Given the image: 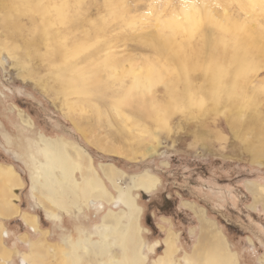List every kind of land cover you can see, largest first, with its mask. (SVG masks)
<instances>
[{"label":"rangeland","instance_id":"1","mask_svg":"<svg viewBox=\"0 0 264 264\" xmlns=\"http://www.w3.org/2000/svg\"><path fill=\"white\" fill-rule=\"evenodd\" d=\"M2 1L11 8L19 0ZM32 1L37 12L8 18L10 34L0 10V170L12 167L17 180L0 183V204L6 193L18 210L11 217L0 211V238L9 251L0 264H78L72 263L76 254L81 264H92L94 246L107 243L103 234L108 241L106 213L127 212L121 193H130L138 207L141 264L164 255L169 233L177 237L173 264L195 260L199 210L237 264H264V202L246 187H264V156L256 154L257 134L264 133V115L258 116L264 113V0ZM64 4L69 21L60 25L57 7ZM47 21L53 26L45 29V43L39 31ZM13 22L21 36H12ZM160 38H168L164 55L154 46ZM235 58L254 68L237 82L241 96L217 100L213 67L237 69ZM42 139L66 143L61 149L72 170L62 167L70 172L65 182L59 168L63 184L83 188L89 173L109 199L90 195L66 209L81 205L80 217L49 221L35 197L44 209L63 202L43 187ZM105 166L120 170L113 181ZM146 173L160 180L158 188H133ZM163 195L180 204L167 218L158 213L161 206H150L162 204ZM20 213L38 216V229H28ZM108 243L110 254L101 261H122L123 250Z\"/></svg>","mask_w":264,"mask_h":264},{"label":"bare ground","instance_id":"2","mask_svg":"<svg viewBox=\"0 0 264 264\" xmlns=\"http://www.w3.org/2000/svg\"><path fill=\"white\" fill-rule=\"evenodd\" d=\"M36 3H34L32 0H19V1H17V3H12L11 8H10V7L6 6V4L2 0H0V10L6 14L2 20H3V23L6 24L8 27V33L11 32L9 29H11L10 24L12 23L11 20H10L11 23L9 22L8 18L13 17L12 16L13 13H18V14L30 13V14H32L34 12H37V8H39V7H37ZM24 6H27L25 10L23 9ZM63 6H65V8H66L68 5L64 4V5H60L57 7L58 8L57 16L59 17L58 21L60 22V25L66 24L69 21L68 15L66 13L67 10L65 8L62 9ZM8 8H10V9H8ZM41 10H44V9H41ZM46 12L47 11H45V13ZM40 15H41V13H40ZM52 22L47 21V22L43 23L42 30H41V32L39 31L40 37H41V42L43 40L46 43L50 39L49 34H47L48 32L45 29L47 26H53ZM35 23L36 22H33V25H35ZM16 24L17 23H15V25ZM13 25H14V22H13ZM17 27L18 26H15L12 28V30H13L12 36H16V35L21 36V32H19L17 30ZM35 30H36V28H35ZM167 40H168V38L162 39V40L160 38L159 41L157 40L154 42V46L158 48V54L164 55L163 53H165L166 50L164 49L165 46H163V45H164V42H166ZM16 43H17V41H16ZM172 43H173V41H172ZM25 45L26 46L32 45V43L29 44L28 42H25ZM32 46H34V45H32ZM31 48H33V47H31ZM192 51H193L192 53L194 55H197V56L201 55V51H199V50H192ZM167 55H168V52H167ZM233 62L236 65L237 69L225 71V70H221V69H218L216 67H213L214 77L211 78V86H212V90H213V91L211 90L212 91V97H214L216 99L217 98L221 99L223 96L224 99L229 101L233 98L238 97L240 95V93L242 92V89H243L242 87H240L241 92L240 93L237 92V89H238L237 87L239 86L237 82H238V80L245 78V76H247L246 72L250 71V69L254 68V65H251V63L248 61L247 58H244V59L235 58L233 60ZM230 73L232 76L230 75ZM227 78H228V80H226ZM202 79H201V81H202ZM203 82H202V84H203ZM243 92L245 93L246 91H243ZM79 93H81V92H79ZM234 96H236V97H234ZM212 101H213V99H212ZM215 103L216 102H214V104ZM217 105H215V106H217ZM255 110H257V109H255ZM259 115L263 117L264 113L261 112L258 114V116ZM234 117H236V116H234ZM238 119H239V117L237 118V120ZM239 120H238V123H239ZM241 121L242 120H240V124H241ZM235 123H236V120H235ZM262 124H259V125H262ZM234 125H237V123ZM246 125H249V124H246ZM232 127H233V125H232ZM249 131H252V130H249ZM257 135H258L257 136V138H258V144H257L258 150H257V152L258 153H256V154L258 155V157L262 158L264 156V133L260 131V133ZM259 135H261V136H259ZM254 138H256V136ZM41 141H42V148H43V150H41V151H43L42 154L45 157V161L40 165L39 173L44 171V172H42V175L40 174V177L43 178V180H44L43 187H46L49 195L59 199L60 201L65 203L67 207L74 206V208L78 206L80 199L86 200L88 198V196H90V195L94 196L97 200L107 201L109 199V196H108L109 194L105 191V188H103L99 183H97L96 182L97 180L92 178L89 173H86V180H85L83 188L79 189V188H76L74 185L68 187L65 184H63L64 182H62L63 181L62 179H65V182L71 181L70 175H68V173H70V172H68L67 170H72V165L69 164V157L65 154V152L67 150L65 152H63L61 149L62 147L66 146V143L59 141V140H50L49 142H45L48 140L42 139ZM251 148H252V146H251ZM66 165L70 166V167H68V169L66 168L67 170L62 168ZM59 168L62 169V172H61L62 179L60 178V176L58 174ZM11 170H12V167H11ZM11 170H4V169L0 170V183L11 184L12 186L15 185L17 180L14 176L15 173ZM103 172H104L105 176L107 178H109V180L113 181L118 176L120 170L113 167V166H105L103 168ZM159 183H160V180L157 177L146 173L144 176L139 177L135 181H133V188L140 189L141 191H145V192H150V191L157 189L159 186ZM246 187H247V190H249V192L253 195V198L256 202H259L262 199L264 202V187L259 186L255 183H252V182H248ZM119 192H121V191H119ZM6 196H7L6 193L4 195L1 194V198H2L3 203L0 204V211L2 213V216H10L11 217V215L12 216L17 215L16 214L17 211L15 210V208L13 206H10L9 200L7 199ZM64 196H65V199H63V198L60 199L61 197H64ZM3 199H5V200H3ZM118 199L124 204V206H126L127 212L118 213V212L110 210L104 216L103 228H104L105 232L106 231L109 232L108 241L112 240L120 248V250L121 249L123 250V253H122L123 257H122V261H116V260L114 261L113 258H110V260H108V262H111V264H141V259H140L139 254H138V252L140 250V246L137 243V234H138L137 233V229H138V227H137L138 221L137 220H138V216H139L138 207L136 206V204L134 202V198L132 197V195L130 193H121L120 196L118 197ZM199 212H200V214L197 215V218L200 222V235H199L200 237H199L198 242L196 243L195 247L193 248L194 254H195V256H194L195 260L189 261V259H188L185 261L188 264H237L236 259L234 257V254H232V252L229 249V244L226 242V240L221 235V233L217 230L216 226L212 223L211 220H209L206 217V215H204V211L199 210ZM24 221L30 227H33V228L35 227V224H36L35 218L30 217V216H25ZM125 221H127V224H124ZM106 239H107V237L105 238V235L103 234L102 240L107 242V243H105V244L100 243L99 245L94 246L96 249L94 256H96L99 259V261L96 260L97 258L92 257L91 258L92 264H105L101 260L103 259V257L105 258L107 255L110 254V247L108 245L109 243ZM176 242H177V237L174 234L169 233L163 242L164 246H165L164 255L159 257L155 264H173L174 263L173 257L177 251ZM33 249L38 251V250H40V247H37L35 245V246H32V250ZM122 250H121V252H122ZM8 253H9V251L3 247L2 240L0 238V255H3V257L6 258L9 255ZM75 258H76V262L78 264H81V262H80L81 258L77 254H76V256L74 255V257L72 259V263H74Z\"/></svg>","mask_w":264,"mask_h":264},{"label":"crops","instance_id":"3","mask_svg":"<svg viewBox=\"0 0 264 264\" xmlns=\"http://www.w3.org/2000/svg\"><path fill=\"white\" fill-rule=\"evenodd\" d=\"M35 199L36 200H34V202H33V204L35 205V207L36 208H39L40 210H45V212H46V217H47V219H49V221H56V220H59V219H61L62 217H65V216H72V217H80L81 216V214H82V212L81 211H79V210H77V209H79V208H81V205H79V208H76V209H73V211L72 212H67L66 211V209L68 208L67 206H66V204L65 203H60L59 205L60 206H62V207H60L59 206V208H53V209H50V208H48L47 206H46V209H44L41 205H40V202L38 201V199L35 197ZM31 206H32V204H31ZM30 206V207H31ZM58 206V205H57ZM33 208V207H32ZM43 208V209H42ZM17 210V209H16ZM17 212H18V210H17ZM25 216H30V215H26V214H23V213H20V217L22 218L21 220H22V222L24 223V225L28 228V229H31L32 231H36L37 229H38V227H39V221H38V219H37V217L36 216H33V218H35V220H36V224H35V229L33 228V227H30L27 223H25V221H24V217ZM30 217H32V216H30ZM60 221V220H59ZM37 228V229H36Z\"/></svg>","mask_w":264,"mask_h":264},{"label":"flooded vegetation","instance_id":"4","mask_svg":"<svg viewBox=\"0 0 264 264\" xmlns=\"http://www.w3.org/2000/svg\"><path fill=\"white\" fill-rule=\"evenodd\" d=\"M162 204H157L156 202H153L150 206L151 207H162V210L158 209V213H163L164 217L167 218L169 217V213L171 214V212H173L174 210H177L179 208V203H175L173 202L170 198H168L167 196L163 195L162 197ZM176 212V211H175ZM147 222L148 225H150V219L147 218Z\"/></svg>","mask_w":264,"mask_h":264}]
</instances>
